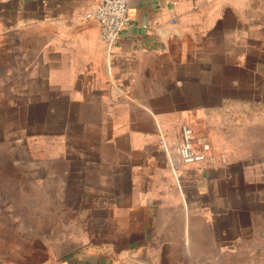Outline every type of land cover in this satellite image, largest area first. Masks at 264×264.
<instances>
[{"label":"crops","instance_id":"crops-1","mask_svg":"<svg viewBox=\"0 0 264 264\" xmlns=\"http://www.w3.org/2000/svg\"><path fill=\"white\" fill-rule=\"evenodd\" d=\"M97 2L0 0V264H264V0Z\"/></svg>","mask_w":264,"mask_h":264},{"label":"built area","instance_id":"built-area-1","mask_svg":"<svg viewBox=\"0 0 264 264\" xmlns=\"http://www.w3.org/2000/svg\"><path fill=\"white\" fill-rule=\"evenodd\" d=\"M129 0H98L92 9L85 12L86 18L95 19L100 28V38L108 49L118 40L121 31L129 24ZM177 159L182 163L212 161L208 155L210 145L204 138H197L190 125L180 124V139L172 146Z\"/></svg>","mask_w":264,"mask_h":264},{"label":"rangeland","instance_id":"rangeland-1","mask_svg":"<svg viewBox=\"0 0 264 264\" xmlns=\"http://www.w3.org/2000/svg\"><path fill=\"white\" fill-rule=\"evenodd\" d=\"M9 198H10V194H7L5 192H0V202H7V208H6V212H9ZM24 227V226H23ZM1 230L0 232H5L4 226H0Z\"/></svg>","mask_w":264,"mask_h":264}]
</instances>
